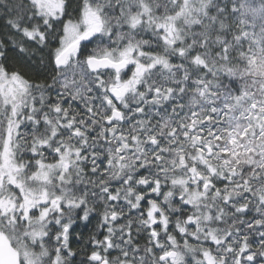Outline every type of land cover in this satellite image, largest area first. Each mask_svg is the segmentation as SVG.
I'll return each instance as SVG.
<instances>
[{"label": "snow or ice", "instance_id": "obj_1", "mask_svg": "<svg viewBox=\"0 0 264 264\" xmlns=\"http://www.w3.org/2000/svg\"><path fill=\"white\" fill-rule=\"evenodd\" d=\"M0 19L51 81L0 40V264H73L93 216L80 264H264V0H0Z\"/></svg>", "mask_w": 264, "mask_h": 264}, {"label": "trees", "instance_id": "obj_2", "mask_svg": "<svg viewBox=\"0 0 264 264\" xmlns=\"http://www.w3.org/2000/svg\"><path fill=\"white\" fill-rule=\"evenodd\" d=\"M25 3H27V0H25ZM73 6H75V0H73ZM4 23L5 21L3 19H0V40H3L5 42L6 48H8L7 55L9 59L5 61L6 66L14 65L15 68L20 70L22 73H26L28 78L34 79L37 82L43 81L46 83H51V81L47 79L46 75H37L35 69L32 67L33 64L40 65L41 62L38 59V57L40 56L44 57V63H48L47 53L42 49L38 48L37 45H35L34 43H25V47L29 49L31 55L26 54L24 56H21L16 51H13L12 46L8 43V37L14 36L17 40H20L21 37L18 34H15L14 32H10L9 30L5 29L3 27ZM47 71L49 73H53L51 64H48ZM96 224L95 227L85 228L82 223H79V226H77L78 228L74 227L73 229V237H77L80 240L86 239L88 241L89 237L96 231ZM141 240H143V238H141Z\"/></svg>", "mask_w": 264, "mask_h": 264}, {"label": "flooded vegetation", "instance_id": "obj_3", "mask_svg": "<svg viewBox=\"0 0 264 264\" xmlns=\"http://www.w3.org/2000/svg\"><path fill=\"white\" fill-rule=\"evenodd\" d=\"M97 222V218L95 216H93L91 218V222L90 223H84V222H81L79 220H77V223L73 226V229L74 227H77L79 226V223H82L83 226L86 228H92V227H95V224ZM78 228V227H77ZM73 229L70 230L71 233H70V239H69V244H70V247L77 252V256L75 258V260L73 261V264H80V261L85 259L86 256L92 251L94 250L90 244H89V240L87 241L86 239L85 240H80L78 239L77 237H73ZM103 236V232H101L97 238L100 239L102 238ZM179 239V238H178ZM142 244L144 243V240H141L140 241ZM83 248V249H82ZM78 249V250H77ZM118 255V252L112 250L109 252V257L110 258H113L115 256Z\"/></svg>", "mask_w": 264, "mask_h": 264}]
</instances>
